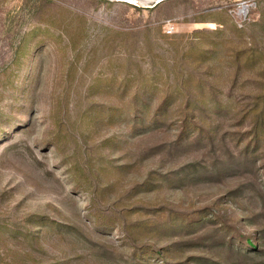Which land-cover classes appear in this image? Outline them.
<instances>
[{
	"label": "rangeland",
	"instance_id": "1",
	"mask_svg": "<svg viewBox=\"0 0 264 264\" xmlns=\"http://www.w3.org/2000/svg\"><path fill=\"white\" fill-rule=\"evenodd\" d=\"M258 121L264 0H0V264H264L191 243L264 235Z\"/></svg>",
	"mask_w": 264,
	"mask_h": 264
},
{
	"label": "trees",
	"instance_id": "2",
	"mask_svg": "<svg viewBox=\"0 0 264 264\" xmlns=\"http://www.w3.org/2000/svg\"><path fill=\"white\" fill-rule=\"evenodd\" d=\"M135 105V104H134ZM135 118H138L140 116V111H137V107H135ZM259 118V117H258ZM184 121H182V132H187L186 130H184V127L186 125V118L183 119ZM148 126V124H147ZM144 126V127H147ZM251 136V137H250ZM249 137H250V141H249V145H247L245 153L248 152V148L250 147V144H257L260 142V140L264 139V125L258 121V124H254L253 128L251 129V132L249 131ZM179 138V137H178ZM180 139H185L183 137H180ZM257 139H260L259 142L257 141ZM242 160H246L248 159L247 155H243L241 156ZM237 162L234 164L236 165ZM240 165H245V163H239ZM217 165L215 164V166L213 167V169L215 171H219L218 169H216ZM225 168H233L232 164H226L225 166L221 167V170L225 169ZM96 196H97V192L95 191H91L90 192V203L94 202L96 200ZM174 214H172V218H167L164 219L160 222H150L146 227H154V226H158V227H163L164 229H166L167 227H169L170 225L175 226V228H177L179 225L185 227L187 230L193 229L196 226H198L205 218L202 216L201 213H184V212H173ZM93 214L96 217H100V213L99 212H93ZM216 219L218 220V229L220 231H224L226 229V222L225 220H223L222 218H220L218 215H215ZM141 222L137 223L134 226V230L135 232L142 230V228H144V226L142 224H140ZM132 227L131 226H125L120 228V233H122L123 235H126L128 238L132 237ZM258 235V233H256V235H243L240 234L238 232H233L231 229V226H229V230L224 234L223 238H218L216 235L212 234L211 232H205L203 234H200L198 236H196V238L191 242V243H211L212 244H218V242H223V243H227L229 247H247L246 251L243 253H254V254H259V255H263L264 254V235H259L258 237H256ZM209 241V242H208ZM179 243H185V244H189L187 241H179ZM140 252L142 253H147L151 250L156 251L154 246H148L147 244H144L143 246L140 247ZM136 256V255H135ZM198 259H201L200 257H198ZM160 264H168L164 259L160 260ZM183 264H190V262H184Z\"/></svg>",
	"mask_w": 264,
	"mask_h": 264
},
{
	"label": "bare ground",
	"instance_id": "3",
	"mask_svg": "<svg viewBox=\"0 0 264 264\" xmlns=\"http://www.w3.org/2000/svg\"><path fill=\"white\" fill-rule=\"evenodd\" d=\"M246 10V8H244V11Z\"/></svg>",
	"mask_w": 264,
	"mask_h": 264
}]
</instances>
